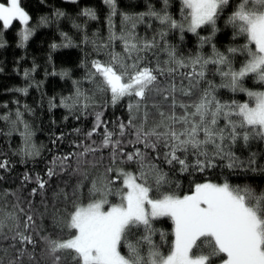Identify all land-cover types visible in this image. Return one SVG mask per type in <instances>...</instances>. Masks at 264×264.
<instances>
[{
	"label": "snow or ice",
	"instance_id": "snow-or-ice-1",
	"mask_svg": "<svg viewBox=\"0 0 264 264\" xmlns=\"http://www.w3.org/2000/svg\"><path fill=\"white\" fill-rule=\"evenodd\" d=\"M104 3L110 9L107 38H84L85 44L92 43L95 54L90 62L82 63L90 88L74 80V91L62 97L59 105L55 98L49 102L50 107L68 109L77 119L93 118L90 130L73 145L76 151L53 157L44 174L51 180L70 168L75 158L72 172L79 177L77 183L71 193L61 189L56 194L50 212L45 208L53 229H59L60 234H44L46 230L36 223L32 200L25 201L27 210L19 196L10 208L0 204V229L8 223L15 225L12 240L16 243L11 245L15 255L8 264H25V256L29 264H39L35 249L41 242L53 264H215L214 258L221 256L220 264H264V191L258 194L248 185L205 179L192 181L190 190L179 195L180 185L172 179L177 169L182 174H203L216 168L218 162H226L223 166L228 169L242 168L244 164L232 145L252 138L264 140V91L251 90L244 83L253 78L264 86V0H238L224 24L231 27L234 38L243 37L246 42L226 51L217 48L214 37L230 0H181V20L169 14L168 0H163L164 7L159 11L150 5L146 13L136 16L120 13L119 32L112 19L118 14L116 0ZM82 14L96 19L92 9ZM55 15L64 13L57 11ZM146 18L149 29L154 28L153 22L157 24L151 38L137 33V26ZM48 22L47 17H41L39 25ZM14 23L21 26L17 36L23 47L35 31L31 17L21 0H3L0 47L2 31ZM205 28L211 33L201 36L198 30ZM173 30L198 36L194 54L180 55L168 42ZM118 44L121 51H116ZM205 45L210 46L208 54L202 51ZM57 47L52 45L53 49ZM161 53L167 58L161 60ZM238 55L245 59L237 69ZM67 75L61 73L62 77ZM215 77H219V84ZM220 89L243 93L248 100L224 101L218 95ZM15 91L27 95L28 89ZM125 99L126 115L105 119L107 109L119 107ZM0 120L10 121L12 129L19 131L24 157L40 155L19 108L15 120L7 115ZM96 136L101 137L99 142ZM9 164L6 158L0 159V170H6ZM133 165L135 168L129 171ZM254 165L255 159L249 158L247 166ZM99 168L103 171L93 175ZM30 179L25 174L24 182ZM48 180L37 174L33 181L36 187L29 195H40L43 202ZM82 189H87L86 196ZM110 197L118 202L113 203ZM160 217L170 218L174 225V240L166 256L160 251L162 245L153 241L157 231L154 221ZM160 238L163 241L165 233L161 232ZM121 245L127 247V256L121 254ZM0 264H4L3 257Z\"/></svg>",
	"mask_w": 264,
	"mask_h": 264
},
{
	"label": "trees",
	"instance_id": "trees-1",
	"mask_svg": "<svg viewBox=\"0 0 264 264\" xmlns=\"http://www.w3.org/2000/svg\"><path fill=\"white\" fill-rule=\"evenodd\" d=\"M0 1L3 2V0ZM21 2L31 17V26L35 31L23 47L19 46L17 36L21 27L19 23H14L10 29L2 31L0 116L7 115L10 120H15V112L19 108L23 113L24 121L33 133L32 143L39 149L40 155L34 158L24 157L20 152L24 144L19 131L12 129L10 121L0 120V159L6 158L10 162L6 170H0V204H6L10 208L11 205L17 203V196H19L21 206L27 210L29 204L25 201L32 200L35 206L36 223L46 230L45 235L56 236L60 234L59 229H53L51 216L45 212V208L47 207L48 212L51 211L52 202L61 189H66L71 193L72 186L79 179L72 172V168L76 167L75 158L73 157L70 162V168L52 177L51 180H48L44 174L51 166L53 157L76 151L73 145L78 144L83 139L84 133L90 130L93 118L81 116L77 119V115L70 113L68 109L60 106L50 107L49 102L55 98L56 104L59 105L62 97H68L74 91V80L82 81L85 89L90 88V85L84 80L86 70L82 67V63L86 60L90 62L95 54L92 43L85 44L84 38L87 36L89 41L107 38L110 9L104 0H21ZM237 3L238 0H230L218 21L219 31L214 37V43L221 51L246 42L243 37L234 38L231 27H226L224 24V20L231 14ZM150 5L157 11L164 7L163 0H116L118 14L112 19L117 32H119L121 24L120 13L136 16L146 13ZM181 7V0H168L167 10L177 20L182 19ZM85 9H92L96 13V19L84 16L82 13ZM57 11L63 12L64 15L57 17L55 15ZM41 17L48 18L47 25H39ZM153 24L155 28L156 22ZM74 25L80 27L77 28ZM154 28H148V18H146L145 23L137 26V33L140 37L147 35L151 38ZM198 31L201 36L211 33L210 28ZM181 35H183V39H181ZM168 42L175 46L180 55L189 56L197 50L198 36L191 32L181 34L178 30H173L168 36ZM53 44L59 45V47L53 49ZM210 50L208 45L202 49L205 54H208ZM116 51H121L119 44ZM101 58L104 57L101 56ZM160 58L164 60L167 57L161 53ZM244 59L245 57L242 55L235 58L237 69ZM33 68L35 71L32 70ZM25 71H28V77H25ZM63 72H67L68 75L62 77L61 73ZM208 78L213 79L212 76ZM215 82L220 83L219 77H215ZM244 83L251 90L264 91V86L259 85L253 78H247ZM17 88H27V95L15 91ZM218 95L224 101L230 102L232 99L241 103L247 101L245 94H233L225 89H220ZM127 102L125 99L119 107H109L105 119H115V116L126 115ZM20 127L22 129L23 126ZM75 129L81 131L77 133ZM62 134V139L57 140V137H61ZM100 138V136L94 137L97 142ZM232 151L239 161L243 162L244 167L232 170L223 166L226 162H218L216 168L195 175L182 174L177 169L172 175V179L180 185L177 194L187 193L192 181L202 182L205 179L216 183H223L227 180L232 185H248L258 194L264 191V140L252 138L247 143L240 140L232 145ZM103 154L106 156L107 152ZM249 158H254L256 161V165L252 168L247 166ZM162 166L165 171L169 170L167 165ZM134 168L133 165L128 170L132 171ZM90 171L92 170L90 169ZM102 171V168L96 169L93 171V175ZM25 174L31 178L28 182H24ZM37 174L48 180L46 199L43 202L40 195L34 197L29 195L32 188L36 187L33 181ZM116 187L119 185L117 184ZM81 191L85 196L87 195V189ZM110 199L113 203L118 202L116 197H110ZM84 202L87 203V200L85 199ZM41 213L44 215L42 216ZM154 227L157 231L153 236V241L157 245H162L160 251L166 256L169 254L174 240V225L170 218L160 217L154 221ZM14 229L13 223H8L3 229H0V257H3L4 264H8V261L15 255L11 247L16 243L12 240ZM161 232L165 233L163 241L160 238ZM63 235L67 238V230ZM4 236H7V239H4ZM28 250L32 251L33 249L28 246ZM120 251L122 255L127 256V247L121 245ZM144 252H147V247L144 248ZM35 256L39 264H53L52 259L44 252L42 242L35 249ZM223 258V256L214 258L215 264ZM23 259L25 264H29L27 256Z\"/></svg>",
	"mask_w": 264,
	"mask_h": 264
},
{
	"label": "rangeland",
	"instance_id": "rangeland-1",
	"mask_svg": "<svg viewBox=\"0 0 264 264\" xmlns=\"http://www.w3.org/2000/svg\"><path fill=\"white\" fill-rule=\"evenodd\" d=\"M0 2H2V1H0ZM247 100H248V97H247ZM216 264H220V262L219 263H216Z\"/></svg>",
	"mask_w": 264,
	"mask_h": 264
}]
</instances>
